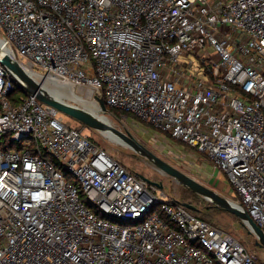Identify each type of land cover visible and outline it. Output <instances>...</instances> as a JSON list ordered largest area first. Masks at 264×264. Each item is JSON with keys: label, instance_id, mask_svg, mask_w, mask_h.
Segmentation results:
<instances>
[{"label": "built area", "instance_id": "built-area-1", "mask_svg": "<svg viewBox=\"0 0 264 264\" xmlns=\"http://www.w3.org/2000/svg\"><path fill=\"white\" fill-rule=\"evenodd\" d=\"M0 39L37 80L197 149L264 231V0H0ZM17 90L0 64V264H263Z\"/></svg>", "mask_w": 264, "mask_h": 264}, {"label": "rangeland", "instance_id": "rangeland-1", "mask_svg": "<svg viewBox=\"0 0 264 264\" xmlns=\"http://www.w3.org/2000/svg\"><path fill=\"white\" fill-rule=\"evenodd\" d=\"M208 50V53L212 56L216 54L212 48ZM180 61L187 64V67L193 75H203L204 68L201 65L202 60L195 54L184 52ZM190 61L193 62L192 66H189ZM42 84H44V81ZM45 84H47V88L49 89L54 87L52 81L45 82ZM75 92L76 95L81 98L85 100L88 98L90 101L98 104L92 94L77 90H75ZM22 95H24V93L17 90L13 97ZM63 100L83 108L85 107L86 109L90 108L93 110V113L97 114L100 118H107L110 120L111 124L118 130L125 133L129 132L141 145L173 167L194 178L206 187L213 189L221 196L232 201L237 200V198L235 200L236 193L232 189L226 175L218 168H214L210 160L193 147L158 132L153 127L141 122L137 118L127 117L125 115L119 116L108 110L107 112H102L99 106H95L96 104L94 103L86 105L75 99ZM57 116L61 117L65 123L69 122L73 126L79 127L84 134L90 136L101 147L107 150L112 157L117 159L130 171L157 183L158 185H155V189L158 191L161 199L174 198L182 203H191V205L198 209V212H196L197 216L204 218L225 232L231 234L247 249V251L253 254L259 262L264 264V249L256 246L255 237L248 234L247 229L242 226L241 222L234 215L212 207L210 202L201 196L194 194L186 186L178 183L171 177L163 174L152 162L135 150V148L123 138L115 136L117 139L115 140L119 142L115 143L107 138L106 135L104 136L103 133L83 126L65 113L59 112ZM28 142L29 141L25 139L23 144H27ZM15 149L16 146L12 147L10 150ZM69 180L75 182L76 178L71 176Z\"/></svg>", "mask_w": 264, "mask_h": 264}, {"label": "water", "instance_id": "water-1", "mask_svg": "<svg viewBox=\"0 0 264 264\" xmlns=\"http://www.w3.org/2000/svg\"><path fill=\"white\" fill-rule=\"evenodd\" d=\"M0 64L6 68L11 75L14 82L22 90L23 93H28L35 95L40 102L50 106L57 110L58 112L65 113L71 118L78 121L85 127H89L95 131L101 133L113 132L117 136L126 140L131 144L135 150L140 152L145 156L150 162H152L158 170L163 174L171 177L176 180L178 183L186 186L194 194L201 196L208 202L212 204V207L220 209L221 211L228 212L234 215L242 224L243 227L247 229L249 235L255 237V244L258 247L264 249V231L253 221L249 214L237 206L234 202L229 200L226 197L221 196L219 193L206 187L201 184L194 178L183 173L179 169L173 167L160 157L153 154L146 147L141 145L129 132H123L118 130L112 124L106 123L104 120L96 116L94 113L86 110L83 107H80L75 104L68 103L64 100H59L49 94V92L42 87L40 82H43V79L36 80L30 73L18 62L16 61L8 52H4L1 48V39H0ZM53 81V80H52ZM50 82V81H49ZM52 84V83H51ZM99 108L102 112H107L108 108L103 98H96ZM141 179L146 181L151 185H158L157 183L143 177L139 176ZM181 203L184 207L188 208L193 212H197L198 209L191 205L190 203Z\"/></svg>", "mask_w": 264, "mask_h": 264}, {"label": "bare ground", "instance_id": "bare-ground-1", "mask_svg": "<svg viewBox=\"0 0 264 264\" xmlns=\"http://www.w3.org/2000/svg\"><path fill=\"white\" fill-rule=\"evenodd\" d=\"M30 73V75L32 77H34V79L37 80V77L35 74H33L31 71H28ZM38 81V80H37ZM49 81H52L51 79L50 80H47V81H44V84L41 83L42 87H44L46 90H48L49 94L52 95L53 97H55L56 99H59V100H63V99H75L76 101L80 102V103H83V104H96L95 102H92L90 101L87 97V99H83L81 98L80 96L76 95V92L75 90H73L70 86L68 85H65V84H62V83H59L58 81H56L55 79L52 81L53 84H54V87L52 89H49L47 88V84H45V82H49ZM44 85V86H43ZM66 93V94H65ZM87 93V92H86ZM98 104H96L95 106H97ZM99 106V105H98ZM97 106V107H98ZM85 108V107H84ZM86 109V108H85ZM90 112L93 113V110H91L90 108L86 109ZM95 114V113H94ZM96 116H98L97 114H95ZM99 117V116H98ZM100 118V117H99ZM102 120H104L106 123L108 124H111V121L108 120L107 118H101ZM104 136L106 135L107 138H109L110 140H112V142H115V143H119L117 142L116 140V137L117 136L115 133L113 132H107V133H103ZM114 135V136H113ZM119 137V136H117ZM114 139V140H113ZM116 139V140H115ZM119 141V140H118ZM124 143V142H123Z\"/></svg>", "mask_w": 264, "mask_h": 264}, {"label": "trees", "instance_id": "trees-1", "mask_svg": "<svg viewBox=\"0 0 264 264\" xmlns=\"http://www.w3.org/2000/svg\"><path fill=\"white\" fill-rule=\"evenodd\" d=\"M108 108V111L109 112H112V113H114V114H116V115H119V116H127V117H133V118H135L134 116H132L131 114H126V113H123V112H121V111H118V110H115V109H112V108H110V107H107ZM1 144V143H0ZM195 149V148H194ZM197 150V149H196ZM234 190V189H233ZM235 192V191H234ZM236 198H237V196L235 197V200H236ZM178 202H181V201H179L178 200ZM186 203H188V202H186ZM191 204V203H190ZM198 212V211H197ZM195 214H197L196 212H194ZM203 220H205L204 218H202ZM205 221H207V220H205ZM207 222H209V221H207ZM209 223H211V222H209ZM212 225H214V226H216L215 224H213V223H211Z\"/></svg>", "mask_w": 264, "mask_h": 264}]
</instances>
